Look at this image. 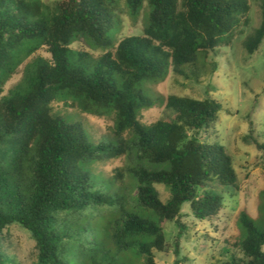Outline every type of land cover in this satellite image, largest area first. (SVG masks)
<instances>
[{
  "label": "trees",
  "instance_id": "trees-1",
  "mask_svg": "<svg viewBox=\"0 0 264 264\" xmlns=\"http://www.w3.org/2000/svg\"><path fill=\"white\" fill-rule=\"evenodd\" d=\"M252 1L123 0L134 17L144 8V26L115 41L120 0H58L52 8L0 0V264L10 260L1 239L14 223L35 241L34 264H131L121 259L125 252L136 256L132 264H158L154 251L173 253L175 264L187 260L186 218L214 219L224 208L218 187L238 186L214 126L221 103L171 94L159 103L175 116L145 123L156 99L144 83L170 72L189 77L188 64L198 71L202 58L250 23ZM260 7L261 22L244 40L249 56L264 39V0ZM80 36L102 54L71 48ZM43 47L50 58L27 64L6 94L24 59ZM60 96L94 117L114 114L116 143L93 144L81 121L53 112ZM248 137L264 152V142ZM114 158L128 163L109 178L93 175L94 161ZM128 175L133 182H124ZM237 220L244 232L234 244L243 256L210 264H264V226L244 210ZM167 223L176 228L171 240Z\"/></svg>",
  "mask_w": 264,
  "mask_h": 264
},
{
  "label": "rangeland",
  "instance_id": "rangeland-1",
  "mask_svg": "<svg viewBox=\"0 0 264 264\" xmlns=\"http://www.w3.org/2000/svg\"><path fill=\"white\" fill-rule=\"evenodd\" d=\"M42 1L52 8L58 0ZM144 12L143 8L141 13L134 17L129 14L123 0H120L117 9L120 24L113 30L115 41L129 35L142 34ZM260 22V0H253L250 23L242 27V33H236L229 46L218 47L202 58L198 63V71L190 72L188 64L185 65V71L188 75L191 73L189 77L170 72L165 80L144 83L148 94L156 99V103L142 114V121L145 123L154 122L157 118L172 119L175 116L173 109L167 108L165 103H159L171 94L199 99L210 97L220 102L221 109L214 126L219 141L233 158L238 177L236 188L218 187L224 197V208L220 215L203 221L186 218L189 229L181 243L182 254L187 260L179 264L220 263L226 260L229 254L237 258L242 257V252L234 244L241 237L240 233L244 232L237 220L242 210L251 216L255 224L264 226V152L258 150L248 137L250 135L252 139L264 142V39L250 56L244 47V40L253 33ZM88 44L80 36L71 44V48L90 52L93 57L104 51L91 48ZM37 56L50 58L44 47L25 58L17 72L6 83V94L22 81L27 64L33 62ZM52 108L53 112L69 121H81L91 143L95 144L101 140L116 143L117 139L111 129L114 114L94 117L81 112L77 106L72 105L71 99H65L63 96L53 101ZM127 163V158L94 161L91 164L94 170L92 172L93 175L109 178L115 167H124ZM98 181L108 182L107 179H96V182ZM124 182H133V178L128 175ZM162 194L166 198L168 191L162 190ZM182 211H189L187 203ZM165 232L168 239H173L176 234L175 225L167 223ZM34 245L35 241L29 231L17 223H14L9 232H6V237L1 239V248L10 258L8 264H34ZM154 254L158 264H175L176 257L173 253L154 251ZM120 257L132 264L136 256L125 252Z\"/></svg>",
  "mask_w": 264,
  "mask_h": 264
}]
</instances>
